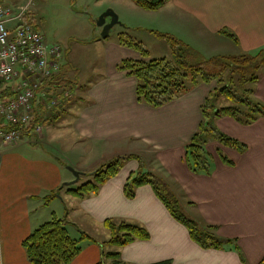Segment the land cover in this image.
I'll return each mask as SVG.
<instances>
[{"label": "crops", "instance_id": "obj_1", "mask_svg": "<svg viewBox=\"0 0 264 264\" xmlns=\"http://www.w3.org/2000/svg\"><path fill=\"white\" fill-rule=\"evenodd\" d=\"M163 10L169 11L170 21L176 25L203 35L226 37L222 31L233 33L239 41L235 43L237 54L264 47V0H171L156 13ZM170 34L182 39L176 32ZM136 54L125 47L109 53V77L90 88L80 103L73 100L71 92L70 98L63 96L66 89L61 83L47 84L46 90L61 92L60 103L51 110L43 109L48 114L37 121L42 133L32 130L10 146L0 142V264H31L23 242L47 222L45 219L57 217L56 211L47 218L34 217V211L43 206L42 201L52 192L76 180L69 166L81 176L88 171L70 160L61 165L55 158L37 156L29 145L33 143L29 139L35 136L51 146L54 135L65 132L78 136L76 145L83 147L84 157L96 153L103 144H108L105 154L110 158L119 156L117 143L130 140L142 144L156 158L154 165L145 167L147 174L159 177L158 181L154 177L155 182L177 203L178 210L182 207L181 213L198 228L206 231L207 227H214L211 234L231 240L238 247L208 249L194 241L188 228L171 215L151 185L138 187L135 197L128 198L124 191L129 178L145 171L135 162L123 165L97 194L80 198L67 193L66 198L74 204L71 209L67 206V217L57 218L67 220L66 228L75 239L82 234L98 237L96 242H83L82 252L72 264H98L102 260V245L110 238L104 223L110 219L142 226L150 233L148 240L107 249L120 252L126 264H264V116L251 125L229 117L217 118L216 130L247 148L241 151L211 141L207 145L212 155L211 173L195 174L184 161L186 148L202 122V107L213 88L201 84L158 108L141 103L136 95V80L118 68L123 60L138 59ZM257 84L260 90L254 99L260 96L264 103V78ZM8 87L3 92H14ZM42 107L45 108H37ZM64 111L72 119L67 127L59 128L55 125L65 117ZM50 123L54 125L47 127ZM56 153L57 159H64L59 158L65 155L63 151ZM221 155L232 164L224 162Z\"/></svg>", "mask_w": 264, "mask_h": 264}, {"label": "trees", "instance_id": "obj_2", "mask_svg": "<svg viewBox=\"0 0 264 264\" xmlns=\"http://www.w3.org/2000/svg\"><path fill=\"white\" fill-rule=\"evenodd\" d=\"M132 1L145 11L156 12L165 7L171 0ZM221 34L239 44L233 33L222 31ZM158 36L167 38L170 41L174 56L173 61L149 59L150 55L147 50L121 36V45L136 50L142 58L123 60L118 68L135 78L138 100L154 108L180 98L201 84L212 86L213 89L202 107V122L186 148L184 159L193 173L210 174L212 155L208 152L207 145L211 141H219L223 145L241 151L247 148L239 141L228 138L217 131L213 127V120L229 117L241 124L251 125L264 116V103L253 101L256 93L253 88H248L243 97H237L234 93V90L239 86H253L259 82L258 73L264 67V47L255 53L241 52L236 55L207 58L170 34H158ZM59 75H56L48 84L59 85L63 81ZM2 84L4 83L1 82L0 86ZM215 91L226 96L232 104L219 107L213 103L211 96ZM7 92H9L8 89L1 93L0 99L7 100L14 98L16 95L13 91ZM41 110L43 111L41 108H36L31 127L37 125V118ZM54 119L56 120L57 117ZM1 126L2 123H0ZM135 157V155L129 156V158ZM221 157L224 162L232 164L222 155ZM122 166V162L117 160L115 163L94 172L93 181L82 185L78 189L68 188L67 193L80 198L97 194L101 186L115 177ZM135 176L132 175L125 186L124 192L128 198L135 197L138 187L151 185L166 204L171 215L188 228L194 241L208 249H238L233 241L222 240L211 234L210 232L214 227L210 226L207 227L206 231L202 230L198 228L194 221L182 215L177 204L166 196L163 189L155 182L153 175ZM66 187L68 186L57 189L45 199L52 200L61 196V192ZM66 223V219H59L55 216L51 221L32 231L30 236L23 242V248L31 264H72L82 252L83 242H96L94 238L86 234H82L79 239L73 238L66 228ZM104 227L110 232V238L102 245V260L98 264H126L122 261L120 252L108 251L107 249L110 247L121 249L137 240H148L150 238V233L146 228L125 221L106 220ZM155 264H171V261Z\"/></svg>", "mask_w": 264, "mask_h": 264}, {"label": "rangeland", "instance_id": "obj_3", "mask_svg": "<svg viewBox=\"0 0 264 264\" xmlns=\"http://www.w3.org/2000/svg\"><path fill=\"white\" fill-rule=\"evenodd\" d=\"M28 1L29 0H0L1 3L8 6H19ZM30 1L32 2V12L28 21L32 25L37 26V28L45 34L47 40L51 44H56L61 47L62 57L60 61L62 71L61 68L60 71L62 74L60 75V79L61 77L63 79L61 84L63 85L62 87L66 89V92L72 93V96H74L73 100L79 103L81 102V98H85L83 96H87L86 94L90 88L109 77L108 71L112 68V61H108L109 53L116 48L123 47L120 43L121 36L147 50L150 55L149 59L174 60L170 41L167 38L158 36V34H170V32H176L182 39H179L176 35L173 36L181 41L183 40L182 42L191 49L207 58L237 54L235 42L231 39L218 36L217 34L203 35L201 31L196 32L194 29L185 27L181 24L176 25L174 21H170L171 18L168 10H163L160 13L147 12L138 7L132 0ZM132 3L135 5L134 8ZM109 10L113 11L118 16L120 24L113 27L108 38H103V27L98 25V21L100 17ZM110 20L111 19L108 18L107 22L109 23ZM135 51L136 50H134V52ZM257 51L258 50L254 51V53ZM136 56L138 59L142 58L138 52ZM258 76L260 80L264 78V67L259 70ZM6 86L7 84H2L0 86V94ZM248 88H253L256 92L260 90L258 84L253 86L242 85L237 87L234 93L237 97H243ZM46 92L47 97H50L49 90ZM215 92L211 96L213 103L217 104L219 107L232 104L226 96ZM55 93L59 95L61 92L57 89ZM71 93L68 98L71 97ZM253 101L256 103H263L260 96ZM42 109L45 108L42 107ZM45 113L48 114V112L40 111L37 119H39L40 116H44ZM64 113L65 111L63 112L65 117L55 126L65 128L67 124H70L68 122L72 119V116ZM33 120L34 119L30 121L31 124ZM217 121L218 119L216 118L212 122L214 128L217 126ZM36 124L35 125L39 126L40 129L38 133L41 134L42 125ZM52 125L54 124L50 123L47 127ZM32 130L37 132L35 126L31 127L29 132H32ZM33 134L36 135L35 133ZM54 137L53 140L55 143L50 144L52 147L49 146L48 141L44 138L40 139L35 136L29 139V141L33 142L29 145L30 147H34L37 156H47L50 159L55 158L54 161L61 165L68 163V160H70L72 163L86 167L88 171H84L76 184L65 188L62 191V196H58L52 199V201L44 199L42 201L43 206L34 211V217L47 218L48 214H51L52 211H56L57 217H67V206L71 209L74 204L70 198H66L67 189H78L82 185L93 181V172L115 163L117 160L121 161L125 167L139 162L145 171H143V173H137L135 177L147 174V169H145V167L149 168L153 162H156L155 156L150 155L143 146L141 147L142 144L130 142V140H124L116 144V150L119 154L116 158H110L105 154L109 147L108 144L99 146L96 153L84 157L82 151L83 147H77L76 139L78 136L73 132H65L61 136L54 135ZM56 150L65 153V155L63 154L59 157L60 159L64 158L66 160L65 162L64 159H61L62 161L57 159L58 154ZM131 154H137L135 155L137 157L129 158ZM222 155L226 157V152L224 150L222 151ZM66 173L67 171L65 170V174ZM68 175L70 176L69 173ZM154 177L156 181L159 180V177L156 175H154ZM163 192L169 197V194L164 191V189ZM179 210L180 213H183L182 207H180ZM185 217L190 219L187 216ZM53 218L54 216L51 215L45 220L48 222ZM92 238L98 240V237L92 236ZM109 250H111V248Z\"/></svg>", "mask_w": 264, "mask_h": 264}, {"label": "built area", "instance_id": "obj_4", "mask_svg": "<svg viewBox=\"0 0 264 264\" xmlns=\"http://www.w3.org/2000/svg\"><path fill=\"white\" fill-rule=\"evenodd\" d=\"M32 2L8 6L0 2V82L14 88L15 97L0 99V142L18 143L29 133L36 108L51 110L60 103V95L46 84L60 71L62 49L50 44L43 32L32 25ZM68 98L70 92L64 91ZM40 132L39 126H35Z\"/></svg>", "mask_w": 264, "mask_h": 264}, {"label": "water", "instance_id": "obj_5", "mask_svg": "<svg viewBox=\"0 0 264 264\" xmlns=\"http://www.w3.org/2000/svg\"><path fill=\"white\" fill-rule=\"evenodd\" d=\"M110 18V22H107V19ZM117 24H120L119 18L118 16L113 12V11H107L106 13H104L99 21H98V25L100 27H103V32H102V37L103 38H108V36L110 35L111 30L113 29V27ZM68 170L71 171L75 177L76 180L73 183H67L66 186H71L74 183H77L80 179L81 173L76 171L73 167H68Z\"/></svg>", "mask_w": 264, "mask_h": 264}]
</instances>
